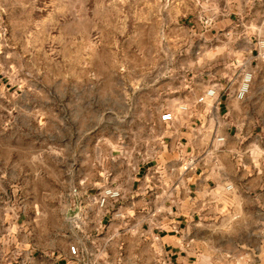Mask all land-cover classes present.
Listing matches in <instances>:
<instances>
[{
    "label": "rangeland",
    "instance_id": "374dc122",
    "mask_svg": "<svg viewBox=\"0 0 264 264\" xmlns=\"http://www.w3.org/2000/svg\"><path fill=\"white\" fill-rule=\"evenodd\" d=\"M210 4L216 15L217 1ZM193 9L182 0H0L1 205L10 222L32 224L36 236L48 226L74 238L67 219L79 215L81 200L96 186L125 183L155 156L171 124L161 115L186 125L181 70L166 67L182 60L187 36L185 22L174 20ZM74 188L84 193L75 198ZM250 216L225 229H183L200 256L190 264H264V230L246 229ZM142 238L149 259L150 238Z\"/></svg>",
    "mask_w": 264,
    "mask_h": 264
},
{
    "label": "crops",
    "instance_id": "0c3cea01",
    "mask_svg": "<svg viewBox=\"0 0 264 264\" xmlns=\"http://www.w3.org/2000/svg\"><path fill=\"white\" fill-rule=\"evenodd\" d=\"M182 1L194 7L174 20L188 26L183 58L166 68L181 70L186 125L165 122L171 124L151 160L138 162L125 183L96 186L81 200L79 217L67 219L72 239L64 237L63 228L46 226L36 236L32 224L10 222L9 208L1 205L7 179L0 174V264H190L200 259L182 234L191 225L225 229L248 224L251 215L245 228L264 230V0H216V15H208L213 0ZM143 20V27L151 26ZM245 72L252 79L238 100ZM2 83L0 67V89ZM212 87L215 97L199 103ZM104 187L119 195L100 205ZM83 193L74 188L71 194ZM167 230L173 233L161 236ZM57 236L61 244L55 243ZM145 236L149 259L141 250Z\"/></svg>",
    "mask_w": 264,
    "mask_h": 264
},
{
    "label": "built area",
    "instance_id": "2783aa9c",
    "mask_svg": "<svg viewBox=\"0 0 264 264\" xmlns=\"http://www.w3.org/2000/svg\"><path fill=\"white\" fill-rule=\"evenodd\" d=\"M260 46L264 48V41H260ZM251 77H252V74L250 72H245L243 74L242 80H241L240 85L238 87V90L236 91V94H235L236 99L243 100L245 98L246 94L248 93ZM215 95H216V90L214 87H212V88L207 89L203 93V95L200 96L197 100L199 103H203V102H205V100L207 98L213 99L215 97ZM161 120L166 121V122L171 121L172 120V114L170 112L163 113L161 115ZM217 141H222V138L221 137L217 138ZM105 194L108 197L118 196L117 192H111L110 190L106 191ZM105 196L101 197L100 202H99L100 205H103V203L106 199Z\"/></svg>",
    "mask_w": 264,
    "mask_h": 264
},
{
    "label": "water",
    "instance_id": "95a60500",
    "mask_svg": "<svg viewBox=\"0 0 264 264\" xmlns=\"http://www.w3.org/2000/svg\"><path fill=\"white\" fill-rule=\"evenodd\" d=\"M76 215L75 214H68V218H74Z\"/></svg>",
    "mask_w": 264,
    "mask_h": 264
}]
</instances>
